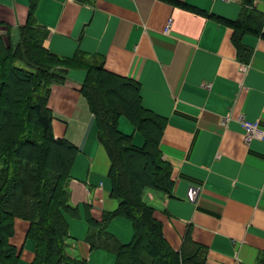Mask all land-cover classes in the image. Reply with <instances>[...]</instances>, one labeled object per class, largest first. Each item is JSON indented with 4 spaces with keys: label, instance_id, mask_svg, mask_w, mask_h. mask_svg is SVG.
<instances>
[{
    "label": "crops",
    "instance_id": "obj_1",
    "mask_svg": "<svg viewBox=\"0 0 264 264\" xmlns=\"http://www.w3.org/2000/svg\"><path fill=\"white\" fill-rule=\"evenodd\" d=\"M0 0V34L17 44L31 7L45 30L44 47L67 59L82 52L107 71L141 86L142 105L166 121L160 149L172 167L173 195L147 190L164 238L180 251L189 237L205 250V264H259L264 259V138L246 141L242 118L264 130V38L244 37L250 58L242 62L234 30L204 14L236 21L242 0ZM264 14V0H255ZM263 32H264V26ZM86 70H68L54 84L48 107L53 131L78 148L67 183L72 209L66 252L88 264H116L117 256L88 241L91 222L115 213L111 159L81 86ZM119 129L144 144L132 124ZM30 222L16 218L10 244L18 264H32L36 242ZM107 232L122 244L133 223L117 217Z\"/></svg>",
    "mask_w": 264,
    "mask_h": 264
},
{
    "label": "trees",
    "instance_id": "obj_2",
    "mask_svg": "<svg viewBox=\"0 0 264 264\" xmlns=\"http://www.w3.org/2000/svg\"><path fill=\"white\" fill-rule=\"evenodd\" d=\"M169 1L198 13L184 3ZM254 3L242 0L236 21L204 14L234 30L232 42L242 62H248L251 52L244 37L264 38V14ZM35 6L19 30L17 44L0 34V264H18L17 249L10 244L18 217L31 224L28 239L36 242L32 264H88L68 256L65 242L69 226L64 211L72 209L67 183L78 148L55 137L53 113L47 105L52 85L63 84L70 69L87 72L81 93L111 159L112 196L119 202L101 225L91 222L92 247L115 254L116 264H205L204 248L189 237L180 251L168 244L162 224L154 217L156 210L144 201L147 190L173 195L172 167L160 149L166 121L143 107L139 83L107 71L103 62L91 61L82 52L67 59L46 49L47 33L35 21ZM122 118L144 138L142 147L120 131ZM117 217L133 223L130 244H122L106 230Z\"/></svg>",
    "mask_w": 264,
    "mask_h": 264
},
{
    "label": "built area",
    "instance_id": "obj_3",
    "mask_svg": "<svg viewBox=\"0 0 264 264\" xmlns=\"http://www.w3.org/2000/svg\"><path fill=\"white\" fill-rule=\"evenodd\" d=\"M242 128L245 131L246 141L250 142L251 140H263L264 130L260 127L258 122H249L242 118L241 120Z\"/></svg>",
    "mask_w": 264,
    "mask_h": 264
}]
</instances>
